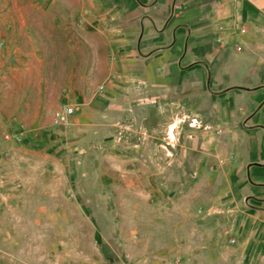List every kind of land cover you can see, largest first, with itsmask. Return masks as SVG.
<instances>
[{
  "label": "rangeland",
  "instance_id": "obj_1",
  "mask_svg": "<svg viewBox=\"0 0 264 264\" xmlns=\"http://www.w3.org/2000/svg\"><path fill=\"white\" fill-rule=\"evenodd\" d=\"M78 4L0 0V264H264L242 259V228L221 204L231 192L191 171L198 133L178 114L140 147L120 117L89 109L105 42Z\"/></svg>",
  "mask_w": 264,
  "mask_h": 264
},
{
  "label": "crops",
  "instance_id": "obj_2",
  "mask_svg": "<svg viewBox=\"0 0 264 264\" xmlns=\"http://www.w3.org/2000/svg\"><path fill=\"white\" fill-rule=\"evenodd\" d=\"M78 3L76 20L105 42L107 71L89 109L120 117L140 147V134L160 132L180 106L196 117L188 130L197 141L185 146L191 171L218 196L231 192L221 204L242 228V259L264 261V0Z\"/></svg>",
  "mask_w": 264,
  "mask_h": 264
},
{
  "label": "built area",
  "instance_id": "obj_3",
  "mask_svg": "<svg viewBox=\"0 0 264 264\" xmlns=\"http://www.w3.org/2000/svg\"><path fill=\"white\" fill-rule=\"evenodd\" d=\"M72 112L71 106H63L61 109H57L53 112L51 118V124L53 126H60L66 123L67 116ZM185 122L188 127H199V122L194 116L186 114L183 107H179L178 121ZM218 132V131H217Z\"/></svg>",
  "mask_w": 264,
  "mask_h": 264
}]
</instances>
